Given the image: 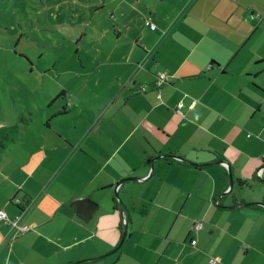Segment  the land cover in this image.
I'll list each match as a JSON object with an SVG mask.
<instances>
[{"label": "crops", "instance_id": "0c3cea01", "mask_svg": "<svg viewBox=\"0 0 264 264\" xmlns=\"http://www.w3.org/2000/svg\"><path fill=\"white\" fill-rule=\"evenodd\" d=\"M120 10L115 45L135 46L96 57L114 67L116 96L60 107L63 93L36 130L8 132L0 148V211L19 217L0 222V264H264V0H127ZM220 160L228 168L208 165ZM82 200L98 205L89 222L73 207ZM135 202L158 211L137 214ZM151 214L166 231L149 228L150 245L124 251L135 218Z\"/></svg>", "mask_w": 264, "mask_h": 264}, {"label": "rangeland", "instance_id": "374dc122", "mask_svg": "<svg viewBox=\"0 0 264 264\" xmlns=\"http://www.w3.org/2000/svg\"><path fill=\"white\" fill-rule=\"evenodd\" d=\"M126 1L0 0V139L8 132L21 135L29 128L36 130L40 126L36 124L38 117L42 116L45 122L43 115L47 103L62 93L65 97L58 101L60 107L65 103L80 106L116 96L117 92L110 84L114 67L100 65L101 60L96 57L99 52L118 54L135 46L131 39V43H126L128 37H124L125 41H121L118 47L115 45L111 18L121 21L122 11H116L118 5ZM122 8L125 12L126 7ZM106 29L110 37L107 43L100 45ZM256 81L264 87V71ZM123 84L121 82L119 88ZM256 92L264 97L259 90ZM79 110L94 113L97 108ZM30 111H34L32 116ZM22 117L30 121L23 122ZM261 123L264 126V122ZM247 134L255 135L251 130H247ZM6 147L9 149L8 145ZM233 188L235 191L240 189L238 185ZM138 198L139 192H136ZM117 200L123 202L119 196ZM150 205L135 202V212L156 213L158 210H152L154 207ZM134 222V241L124 242V251L129 249L132 252L133 242L150 245L154 238L143 233H149V228H153L151 233L160 235L166 231L165 219H158L155 214L146 219L136 217ZM133 254L141 258L140 253L133 251ZM146 260L150 262L148 258Z\"/></svg>", "mask_w": 264, "mask_h": 264}, {"label": "trees", "instance_id": "16d2710c", "mask_svg": "<svg viewBox=\"0 0 264 264\" xmlns=\"http://www.w3.org/2000/svg\"><path fill=\"white\" fill-rule=\"evenodd\" d=\"M111 21H112V18H111ZM136 93H139V92L136 91ZM63 95L64 94L62 93L59 97H63ZM66 108H69V107L66 106ZM64 111H65V109H64ZM63 114L64 113H60L58 116L61 118V115H63ZM7 136H8V134L7 135H2V139H0V148L3 147L4 143L8 141V137ZM242 186H243V183H240V187H242ZM113 202H114V208L119 210V208L121 206L120 204L122 202L118 203L117 200H114ZM12 204H14L13 201H12ZM25 204L27 205L26 201L23 202V203H21V201H18L17 203H15V205L21 211H24L26 209V205ZM73 207H74L76 216L83 222H89L93 218V216L96 214V212L98 210V205L95 202L91 201V200L77 201V202H75L73 204ZM127 226H128V224H127Z\"/></svg>", "mask_w": 264, "mask_h": 264}, {"label": "built area", "instance_id": "2783aa9c", "mask_svg": "<svg viewBox=\"0 0 264 264\" xmlns=\"http://www.w3.org/2000/svg\"><path fill=\"white\" fill-rule=\"evenodd\" d=\"M145 25L148 26L152 31L155 30V26L150 22V20H146ZM164 81H165V77H164L163 75H159V76H158L157 86H159V87L162 86V83H163ZM263 115H264V114H263ZM248 137H249V136H248ZM258 176H259V177H263V176H264V170H263V169L259 170V172H258ZM18 201H20V200H16L15 203H17ZM22 203H23V202H22ZM18 219H19V217H16L15 220H9V219L7 218V216H6V214H5L4 212H1V211H0V222H3L4 224H10V225H12V226H16L17 223H18ZM200 228H201V225H200V224H197V225L195 226V229H196V230H199ZM17 229H18L19 231H21V232L23 231V229H21V228H19V227H17ZM191 244H192L193 246H195V245H196V241H192ZM215 263H216V260L211 259L210 264H215Z\"/></svg>", "mask_w": 264, "mask_h": 264}, {"label": "water", "instance_id": "95a60500", "mask_svg": "<svg viewBox=\"0 0 264 264\" xmlns=\"http://www.w3.org/2000/svg\"><path fill=\"white\" fill-rule=\"evenodd\" d=\"M153 164V160L151 161V165ZM191 164V163H190ZM208 165H223L224 167H227L228 168V164L224 161V160H220V161H217V162H214V163H212V164H208ZM199 166V165H198ZM229 173V176H230V184H229V189H232V187H233V180H232V175H231V172L229 171L228 172ZM126 181H128V180H125V181H123V182H121V183H119L117 186H116V188H115V193H114V195L118 198V194H117V190H118V188L124 183V182H126ZM130 181H138L137 179H132V180H130ZM260 206H262V207H264V204H259ZM233 209H235V208H238V207H232ZM119 212L122 214V208H121V206H120V208H119ZM126 232H127V224H125V226H124V231H123V234H122V238H121V241H120V245H121V243L125 240V238H126ZM120 245L113 251V252H111L110 254H112V253H115L116 251H118V249H119V247H120ZM110 254H108L107 256H109ZM97 259H99V258H96V259H90V260H86V261H95V260H97ZM80 263H83V262H78V264H80Z\"/></svg>", "mask_w": 264, "mask_h": 264}, {"label": "bare ground", "instance_id": "6f19581e", "mask_svg": "<svg viewBox=\"0 0 264 264\" xmlns=\"http://www.w3.org/2000/svg\"><path fill=\"white\" fill-rule=\"evenodd\" d=\"M16 200H18V199L15 198V199L13 200V203H14V204H15V201H16Z\"/></svg>", "mask_w": 264, "mask_h": 264}]
</instances>
